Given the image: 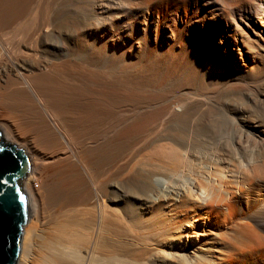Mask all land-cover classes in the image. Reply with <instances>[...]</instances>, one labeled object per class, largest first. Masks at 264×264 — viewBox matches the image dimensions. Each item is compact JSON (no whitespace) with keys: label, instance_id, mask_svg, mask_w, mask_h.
<instances>
[{"label":"bare ground","instance_id":"obj_1","mask_svg":"<svg viewBox=\"0 0 264 264\" xmlns=\"http://www.w3.org/2000/svg\"><path fill=\"white\" fill-rule=\"evenodd\" d=\"M202 127L222 133L207 155ZM0 131L29 157V223L65 247L37 263L21 248L22 264H202L207 244L212 264L227 242L253 253L264 0H0Z\"/></svg>","mask_w":264,"mask_h":264},{"label":"water","instance_id":"obj_2","mask_svg":"<svg viewBox=\"0 0 264 264\" xmlns=\"http://www.w3.org/2000/svg\"><path fill=\"white\" fill-rule=\"evenodd\" d=\"M29 169V157L6 144L0 131V264H17L21 254L29 202L19 180Z\"/></svg>","mask_w":264,"mask_h":264},{"label":"rangeland","instance_id":"obj_3","mask_svg":"<svg viewBox=\"0 0 264 264\" xmlns=\"http://www.w3.org/2000/svg\"><path fill=\"white\" fill-rule=\"evenodd\" d=\"M199 31L202 32V27L201 26L199 27ZM205 33H206V30H205ZM220 33L222 34L223 31H220ZM118 115H119L118 113H115L113 115L112 118H115L113 120V122L116 120V116H117V119L121 116V114H120L119 117H118ZM219 121H220V123H219ZM221 121L222 120H218L217 122H214V123H216V124L218 123L217 125H220V124L222 125L223 121L222 122ZM202 128L199 129L200 131L198 133H197V131L195 132L197 134H194L193 135V141H194V147L197 150H199V152L201 151L200 154L202 153L203 155H205L206 152L209 153L215 147V144L217 143V140L219 138H221L220 136H222V133L221 134L218 133L217 131H220V130H217L216 131V135L217 136L215 135L216 137H214L213 139H210L209 138L210 133L209 132L207 133L208 129H206V128H203L202 129ZM217 133L220 134V135H218ZM252 194L253 193H251L249 191L248 192L246 191V195H245V198H244L245 201L243 203L244 206H246V199H248L250 197V195H252ZM224 213H226L225 214L226 216L228 215L227 214V211L224 212ZM228 216L226 217V219L231 221L232 218L229 217V218H231V219H229ZM34 223L33 222L32 223H29V220H28V223L25 226V228L28 227L29 229H28L27 236L25 234L22 237V250H23V248L24 249H27V250H33L32 252L34 253V256H35L34 258H36L35 261L38 258H40L41 255H45V254H49V253L50 254H54V253L57 254V252L59 253L60 251H62V252H63V250L65 251V249L62 248L64 246H61L63 243H60L61 241L59 242V240L58 241L56 240V239H58L57 238V235H56V232H55V230L50 225L40 224V223H35L34 224ZM52 230H54V232ZM57 242H58V244H57ZM227 243H226L227 246H225L223 248L230 252V256H227V259H226L225 262H223V261H216L217 259H215V263H212V264H264V249H262V248H264V246H262L261 249H258L256 251H254L253 253H245V254L241 255V254L238 253V251L234 248L233 245H229L230 243L229 244H227ZM58 245L61 246L60 249L58 248V247H60ZM66 246H68V249H66V250L67 251L69 250V251L68 252L66 251L67 253L65 252L64 255L66 254L67 257H70L68 255H70V254L72 255V253H73V255H72L73 258H72V256L70 258H72L73 261L76 260V262L80 261L81 258L83 259V257H81L83 255V253H82V250L79 249V247H77L75 245L73 247L71 245L70 247H72V248H70L69 245H66ZM200 246H201V248L203 250L201 252H198V253H201L202 254V257H203V263L202 264H208V258L209 257H205V256H208V255H211L212 256V255H214V253L211 252V250H210V247L211 246L209 244H207V245H200ZM70 250L73 251V252H71ZM52 251H54V253ZM74 258H76V259L74 260ZM22 259L23 258L21 256V259H20V261L18 260L19 263L17 262V264H22L23 263V260ZM24 261H26V260H24ZM107 262L109 263V259H108ZM35 263H37V261Z\"/></svg>","mask_w":264,"mask_h":264},{"label":"snow or ice","instance_id":"obj_4","mask_svg":"<svg viewBox=\"0 0 264 264\" xmlns=\"http://www.w3.org/2000/svg\"><path fill=\"white\" fill-rule=\"evenodd\" d=\"M21 199H23V198L21 197Z\"/></svg>","mask_w":264,"mask_h":264}]
</instances>
